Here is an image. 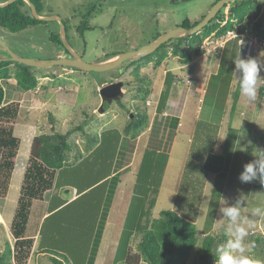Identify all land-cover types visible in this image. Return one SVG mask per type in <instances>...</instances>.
Segmentation results:
<instances>
[{"label": "rangeland", "instance_id": "374dc122", "mask_svg": "<svg viewBox=\"0 0 264 264\" xmlns=\"http://www.w3.org/2000/svg\"><path fill=\"white\" fill-rule=\"evenodd\" d=\"M214 1L43 0L41 15L59 16L68 25L70 46L84 60L94 63L147 45L154 36L173 29L185 17L202 19ZM22 9L29 10V4L26 2ZM222 9L224 20L221 28L228 24V20L232 24L226 30L218 29L205 37L200 44L201 56L195 57L197 62L190 66L182 64L178 56L168 48V54L160 63H156L155 56L149 61H136L134 58L125 61L121 67L107 71H85L62 65L31 67L37 78V85L29 89L17 84L15 64L10 65L7 75H2L0 82L5 90L4 102L19 103L16 123L20 127V136H30L32 133L33 139L42 134L60 133L67 136L68 142L75 149L69 156L71 163L79 159L80 152H86L91 147L88 143L89 135L95 134L100 141L99 133L112 126L119 128L124 135L115 159V167H123V170L120 171L119 178L110 179L107 183V193H111L115 186L116 190L104 201L101 216L105 217V221L103 223L99 219L97 223L98 233L102 231L100 238L98 239V233L92 238L93 234L87 231L80 242L76 241L79 226L81 228L83 225L77 220L94 217L97 208L91 199L84 204L72 205L62 215H56L44 224V244L55 245L53 250L50 248L54 258L62 263L67 259L70 261L68 255L60 253L58 249L71 248V255L78 251L77 257L83 260L86 248H90V241L91 247L96 242L94 264H120L128 247L132 252H137L139 238L130 232L133 225H137V204L135 221L130 219L128 224L126 221L132 185L146 149L170 153L163 187L153 209V218H159L163 210L177 209L175 198L179 192L180 203L191 197L198 200L201 196L196 218L199 228L197 239L200 243L205 235L208 218L213 219L211 232L219 237L223 235L222 226L227 223V218L222 217L220 209L240 199L243 201L242 217L252 224L248 239L254 242L257 233L264 236V218L250 215L252 208L264 207V184L259 180L239 183L244 165L256 158V150L264 149V0H260L241 21L230 14L228 7H222L218 13ZM88 10L94 11L88 17L91 28L81 34L76 29ZM51 31L61 35V24L53 20L18 32L0 25V60L9 57L8 48L26 58L65 57L68 51L50 41ZM228 31L233 33L228 36ZM238 32L240 34L235 38L238 43L235 60L239 57L252 58L260 65L257 98L253 102L241 97L233 73L235 66L228 67V63L225 66V70L227 67L228 70L223 71L216 82L211 81L218 73L217 68L219 69L226 50L223 39L232 38ZM212 34L214 39L211 47L214 49L210 50L206 41ZM231 41L234 42V39ZM233 42L228 46H235ZM206 49L210 50L209 54ZM139 65L140 68L137 69ZM167 71L171 72L173 79L169 95H164L167 99L165 105L160 110L162 91L168 87L165 83ZM117 81L123 83L118 101L115 98L103 108L101 87ZM198 82L201 83L197 84ZM204 82L206 86L202 89ZM139 87L148 91L141 92ZM144 112L148 115L144 128L124 132L135 114ZM194 113L200 117V133L191 138L188 136V124L194 120ZM50 114L56 117L53 127L49 120ZM182 123L183 127L177 129ZM219 124L221 132L219 130L220 134L217 136L215 129ZM79 125L83 129H76ZM215 136L219 140L214 139ZM210 156H215L211 161H214L217 171L208 172L204 166ZM102 188L105 186L98 190ZM72 191L71 189V192L64 194L67 197L70 194L73 196ZM101 191L95 196L96 203ZM38 217L36 212H32L31 221L35 222ZM90 224L94 225V220ZM31 230L32 228L30 232ZM6 234L0 226V238H8ZM226 239L227 237L219 238V243ZM10 240L12 244L14 240ZM2 243L0 240V247H3ZM33 255L29 264L54 263L46 253L36 251ZM194 257L195 249L191 252L190 262ZM251 258L253 264H264L262 241L253 249ZM140 264L148 263L141 261Z\"/></svg>", "mask_w": 264, "mask_h": 264}, {"label": "trees", "instance_id": "16d2710c", "mask_svg": "<svg viewBox=\"0 0 264 264\" xmlns=\"http://www.w3.org/2000/svg\"><path fill=\"white\" fill-rule=\"evenodd\" d=\"M6 1L7 0H0V3ZM30 1L35 5L38 13L41 15L43 0ZM216 1L217 0H215V2ZM259 2L260 0H236L226 3L224 7H228L230 14L241 21L244 20L246 14ZM25 4V0H16L6 6H0V25L12 32H18L29 26L40 25L41 23L46 24L49 22L43 19H36L32 14L30 6L29 10H23L22 6ZM93 12V10H88L87 14L83 16V19L77 26V32L83 34L84 31L91 28L88 17L92 16ZM97 13L98 11L96 14ZM201 18H203V16ZM200 20L201 19L185 17L177 25L189 28L196 25ZM223 20L224 14L222 9L200 32L172 38L163 43L153 53L136 58V61L144 59L149 61L152 56H155L157 59L156 63H160L163 57L168 54V48H171L172 53L178 56L179 61L182 64H187L192 61L193 58L200 56V44L205 37L215 30H226L232 24V22L228 20V24L221 28L220 24ZM65 25L68 38V25L66 23ZM158 36H154L153 40ZM49 39L54 44L64 48L70 53L64 46L59 33L56 35L51 31L49 33ZM231 42L233 41H228L226 44V50L217 71L218 73L212 77L211 81L213 83L216 82L217 77L220 76L223 71L228 70L229 66H235L234 60L237 55L238 43L237 40H234L233 43L235 46H228ZM117 55H119V53L108 59ZM12 64L17 66L15 74L17 84L20 87L29 89L37 85V78L32 73L31 66L21 62H15L11 59L0 60V79L2 75H7L10 65ZM226 65H228V67L225 70ZM119 67H121V65ZM138 68H140V65L137 66V69ZM172 79L171 72L167 71L165 83L168 84V87L162 91L159 100L160 110L164 107L167 100L164 98V95H169ZM138 89L141 92L148 91V89H144L143 87H139ZM4 99L5 90L0 82V197L6 196L8 192L11 176L15 167V159L21 142L20 138L14 134V127L19 112V103L14 101L5 103ZM108 104L110 103H104L103 108ZM49 120L51 125L56 123V117L53 114L49 115ZM147 122V113L135 114V118L130 120L124 132L141 130ZM53 126L54 125H52V127ZM76 129H83V126L79 125ZM218 130L219 125H216L215 133H218ZM99 134L101 137L100 141L94 136L95 134L89 135L88 143L91 145L88 149L89 153L83 156L84 154L81 152L79 153L77 150L80 160L74 163H69L68 161L69 154L75 149H73L72 144L68 142L67 136L54 133L37 135L34 137L31 145L30 158L24 173L21 192L10 228L15 237V242L12 245L8 238H0V240L3 241V247H0V264H26L29 262V259H31L34 252L35 239L28 238L25 235L30 208L32 201L34 199H43L45 192L49 189H53L49 204L50 214L42 223L39 248L50 257V260L52 259L54 261L53 264H57L58 262L59 264H94L96 252V248H94L95 241L93 247H91L92 242H89L88 246H90V248H86V256L83 260H79L77 257L78 251H75V254L72 256L71 248H59L58 251L60 253L68 255L70 258V261L67 259L62 263L61 260L53 257L54 253L51 254L55 245L44 244L42 231L44 224L48 220L56 215H62L67 209L71 208L72 205L84 204L86 200L90 199L95 203L97 214L94 215V217L77 220V222L81 221L83 225L81 223V228L79 226V236L76 241L80 242L87 231L93 234V238L94 234L98 233V221L101 220L104 223L105 217H103V215L101 216L104 201L106 197L108 198L109 195L115 192L116 186L111 189V193H107L106 187L110 179L115 180L118 178V173L112 174L114 172L117 151L124 135L120 129L115 127L104 129ZM214 139H216V136ZM95 142H97V145L94 146ZM169 156L167 151L155 149H146L142 155L132 188V199L126 221L127 224L130 219L135 221V206L137 204L139 213L137 225H133L130 229V232L136 234L139 238L137 252H132L129 247L126 248L120 264H140L141 261L148 264H215L216 258L213 254L214 249L217 244H219V238L225 239V236L221 234L219 237L217 234H214V232H211L213 219L208 218L204 231L205 235L202 236L201 242L198 243L197 234L199 228L196 223V218L198 214L197 206L200 205L201 196L198 200L191 197L185 202L180 203L179 192L175 198L176 205L174 204L178 206L177 209L163 210L159 218L152 217ZM212 159H215V156H210L205 161L204 166L208 172L218 170L215 169L214 161H211ZM184 173H186V168ZM103 186H105V188L101 190L104 192L98 190ZM66 189H76L77 196L70 202H67L66 199L59 196L63 194ZM98 191H101V194L97 196L98 199L96 203L95 196ZM93 220L95 223L94 225L90 224ZM101 232L102 231L98 233V239L101 236ZM260 241H262V249L264 250V236L257 233L254 240L255 245L259 246ZM80 244L77 248H79ZM50 248H52V250ZM193 249H195V257L192 262H190V255Z\"/></svg>", "mask_w": 264, "mask_h": 264}, {"label": "clouds", "instance_id": "9594fccd", "mask_svg": "<svg viewBox=\"0 0 264 264\" xmlns=\"http://www.w3.org/2000/svg\"><path fill=\"white\" fill-rule=\"evenodd\" d=\"M221 26L222 23L220 24ZM239 34V32L236 33L232 38L235 40ZM232 38L226 41L224 48ZM234 63L235 68L233 73L235 74L241 97L246 98L248 102L255 101L257 98L258 81L260 79V65L258 61L252 58L243 59L239 57L234 60ZM254 156L256 158L253 161L244 165L239 179L242 183L259 180L261 184H264V150H256ZM242 203L243 201L238 199L234 204L221 207L220 209L222 217L227 218V223L222 226L223 235L227 239L217 244L214 249L215 264H253L251 253L256 245L248 239L250 236L249 229L252 227V224L248 219L242 217ZM250 215L254 218H264V207L257 206L252 208Z\"/></svg>", "mask_w": 264, "mask_h": 264}, {"label": "water", "instance_id": "95a60500", "mask_svg": "<svg viewBox=\"0 0 264 264\" xmlns=\"http://www.w3.org/2000/svg\"><path fill=\"white\" fill-rule=\"evenodd\" d=\"M14 1L16 0H7L6 2L0 3V6H6L7 4L12 3ZM25 1L31 7L32 14L36 19H43L46 21L56 20L61 24V35L60 36H61L64 46L67 48V50H69L71 57L65 56V57L55 58V59H33V58H26V57L19 56L18 54L14 53L8 48L9 57L7 59H11L15 62H21L31 67L43 68V67H48V66L62 65V66L75 67L77 69L85 70V71H107V70H112V69L119 67L127 60L143 57V56H146L156 51L163 43L169 41L172 38L200 32L207 24H209V22L215 17L218 11L222 7H224L226 3L234 1V0L216 1L212 5L208 13L203 17V19H201L194 26H191L189 28H185L181 26L175 27L159 35L156 39L152 40L150 43H148L145 46H142L135 50L121 53L115 56V58L111 60H107L106 62H94V63H90L84 60V58L81 55H79L70 46L68 42V38H67L66 25L64 24L63 20L59 16L57 15L42 16L38 13L35 5L30 0H25ZM122 85H123L122 81H117V82H113V83H110V84H107L101 87L100 95L102 98V102L111 103L115 98L118 99L121 95Z\"/></svg>", "mask_w": 264, "mask_h": 264}, {"label": "crops", "instance_id": "0c3cea01", "mask_svg": "<svg viewBox=\"0 0 264 264\" xmlns=\"http://www.w3.org/2000/svg\"><path fill=\"white\" fill-rule=\"evenodd\" d=\"M113 58H115V57H113ZM113 58H111V59H113ZM111 59H108V60H111ZM197 60L198 59L193 58L191 62L186 64V66L193 65L194 62H197ZM106 61L107 60H101V61H96V62H106ZM198 68H199V65L197 66V69ZM181 69H182V67H181ZM197 69H195V70L197 71ZM217 70H218V68H217ZM212 74H214V73H212ZM208 81L209 80H207V82ZM199 83H201V82H198L197 84H199ZM205 86H206V84L204 82V86L202 87V89H205ZM200 94H204V93H200ZM199 120H200V117L194 113V120H191L190 124H188V136L190 135L189 137L193 138V136H194V138H195V136H197L200 133L199 128H198ZM18 125L19 124L15 123L14 134L16 136H18L21 140L20 147H19L16 159H15V167H14V170H13V173L11 176L8 192H7L6 196L0 197V219H2V221H0V226L7 233L6 235H7L8 239L14 240V241L12 240L13 241L12 244H14V242H15V237L13 236L10 228H11V223H12V220H13V217L15 214L18 198H19V195L21 192L24 173H25V170H26L29 158H30L31 145H32V141H33L32 135L34 134V133H32V135H30V136L23 135L24 137L20 136V134L18 132L20 127ZM112 127L114 128V126H112ZM180 127H183V123L180 126L178 125L177 129H179ZM107 128H105V129H107ZM109 128H111V127H109ZM115 128H117V127H115ZM219 130H220V124H219ZM219 130H218V132H219ZM220 132H221V130H220ZM220 132L217 133V136H219ZM191 138H189V141H191ZM217 140H219V139H217ZM83 153H84L83 156H86L87 153H89V152L87 150L86 152H83ZM169 155H170V153H169ZM69 156H70V154H69ZM79 160H80V157L77 161H79ZM169 160H170V157H169ZM68 161H69V159H68ZM19 163H21V164H19ZM69 163H71V162H69ZM168 164H169V161H168L167 166H166V170H165V173L163 176V181H162L160 191L163 187L164 177H165V174H166L167 169H168ZM121 170H123V167L122 168L114 167V172L112 175H114L115 173H118L117 176L119 178V173ZM239 183L242 184L241 181ZM126 187L128 188L129 185ZM132 188H133V185H132ZM115 190H116V188H115ZM52 192H53V189H49L48 191L45 192L43 199H34L32 201V205L30 208L29 220L27 223L25 235L28 238H34L35 239L34 253L36 251H39L40 253H45V252H42L41 249L39 248V242H40V238H41L40 230H41L42 223H43L44 219L50 214L49 204H50V198H51ZM65 192L69 193V192H71V189H66ZM72 193H73V196H72V194H70V197H67L64 193L63 194L59 193L60 194L59 196L61 198L66 199L67 202H70L71 200H73L77 196L76 189H73ZM159 194H160V192H159ZM176 197H177V194H176ZM131 199H132V194H131L130 199L128 201L129 205H130ZM116 202H117V199H116ZM32 212H36L39 216L35 222L31 221ZM30 228H32L31 232H30ZM10 242H11V240H10ZM33 257H34V255H32L31 258H33ZM29 262H31V259H29ZM29 262H28V264H29Z\"/></svg>", "mask_w": 264, "mask_h": 264}, {"label": "built area", "instance_id": "2783aa9c", "mask_svg": "<svg viewBox=\"0 0 264 264\" xmlns=\"http://www.w3.org/2000/svg\"><path fill=\"white\" fill-rule=\"evenodd\" d=\"M231 33H233V31H228V36L231 34ZM236 35V34H235ZM234 35V36H235ZM213 39H214V34H212L208 39H207V45L209 46V48H210V50H212V49H214V48H212L211 46H213ZM229 39V38H228ZM228 39H223V43L225 44L226 43V41L228 40ZM202 47L203 48H205V46L204 45H202ZM210 50L209 49H206V51H207V54H209L210 53Z\"/></svg>", "mask_w": 264, "mask_h": 264}, {"label": "flooded vegetation", "instance_id": "af4514ba", "mask_svg": "<svg viewBox=\"0 0 264 264\" xmlns=\"http://www.w3.org/2000/svg\"><path fill=\"white\" fill-rule=\"evenodd\" d=\"M217 1H218V0H217ZM214 3H215V1L212 3V5H213ZM212 5H211V7H212ZM209 10H210V9H209ZM207 13H208V12H207ZM207 13H206V14H207ZM206 14H205V15H206ZM205 15H204V16H205ZM204 16H203V17H204ZM202 19H203V18H202ZM176 27H180V26H176ZM181 27H182V26H181ZM174 28H175V27H174ZM160 35H161V34H160ZM200 56H201V55H200ZM66 57H71V54H70V53L66 54Z\"/></svg>", "mask_w": 264, "mask_h": 264}]
</instances>
